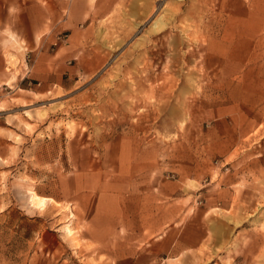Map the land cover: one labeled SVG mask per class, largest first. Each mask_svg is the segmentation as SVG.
<instances>
[{"label":"rangeland","instance_id":"rangeland-1","mask_svg":"<svg viewBox=\"0 0 264 264\" xmlns=\"http://www.w3.org/2000/svg\"><path fill=\"white\" fill-rule=\"evenodd\" d=\"M14 1L0 0V197L9 206L0 264L13 260L15 197L73 198L121 179L126 166L134 180L193 179L197 188L237 173L253 179L263 193L252 208L214 204L213 245L197 260L264 264V156L249 141L247 154L243 141L222 140L237 126L215 118L236 99L223 84L226 39L264 40V0H85L74 14L77 0H58L67 27L33 36L37 11L22 15Z\"/></svg>","mask_w":264,"mask_h":264},{"label":"crops","instance_id":"crops-1","mask_svg":"<svg viewBox=\"0 0 264 264\" xmlns=\"http://www.w3.org/2000/svg\"><path fill=\"white\" fill-rule=\"evenodd\" d=\"M43 1L42 5L37 0L14 1L22 15L37 11L29 27L32 36L47 27H67L66 21L60 23L63 2ZM101 1L94 0V4ZM81 4L86 10L85 0L71 1L72 14ZM10 41L23 49L13 35ZM263 41L246 33L227 37V51L220 55L229 70L223 84L236 99L215 114L216 120L229 116L237 126L236 131L223 132L222 140L243 141L247 154L252 148L253 155L259 156H264ZM246 43L250 45L245 47ZM234 46L237 57L232 55ZM62 50L59 48L56 54L61 55ZM44 56L41 53L42 59ZM39 75L49 77L46 70ZM245 141L252 146L249 148ZM123 171L121 179H111L99 188L93 183L73 198L32 190L15 197L11 203L12 264H199L198 257L207 256L205 247L213 245L209 233L214 204L225 211L233 204L252 208L263 193L253 179L243 183L239 173L221 184L211 181L197 188L193 179L170 181L147 176L134 180L132 167L126 166ZM31 193L44 202L34 204ZM197 199H203L200 214ZM8 207L0 197V222Z\"/></svg>","mask_w":264,"mask_h":264},{"label":"bare ground","instance_id":"bare-ground-1","mask_svg":"<svg viewBox=\"0 0 264 264\" xmlns=\"http://www.w3.org/2000/svg\"><path fill=\"white\" fill-rule=\"evenodd\" d=\"M31 200L36 205L42 204L44 202L42 199H39L38 196L34 193H31Z\"/></svg>","mask_w":264,"mask_h":264}]
</instances>
